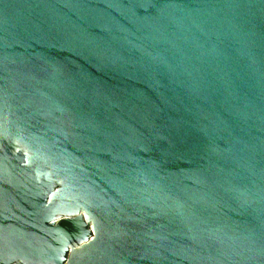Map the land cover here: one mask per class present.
I'll return each mask as SVG.
<instances>
[{"label": "water", "instance_id": "water-1", "mask_svg": "<svg viewBox=\"0 0 264 264\" xmlns=\"http://www.w3.org/2000/svg\"><path fill=\"white\" fill-rule=\"evenodd\" d=\"M0 264H264V0H0Z\"/></svg>", "mask_w": 264, "mask_h": 264}]
</instances>
